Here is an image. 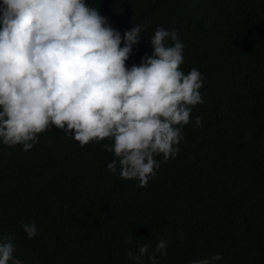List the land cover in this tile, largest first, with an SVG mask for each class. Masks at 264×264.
I'll list each match as a JSON object with an SVG mask.
<instances>
[{"label":"trees","instance_id":"obj_1","mask_svg":"<svg viewBox=\"0 0 264 264\" xmlns=\"http://www.w3.org/2000/svg\"><path fill=\"white\" fill-rule=\"evenodd\" d=\"M85 2L122 37L141 27L128 67L151 55L157 26L175 30L181 70L201 72L205 103L147 187L108 170V139L81 147L53 126L27 152L0 142V242L22 264H137L127 254L145 243L151 264L160 241L159 264L217 254L216 264H264V0ZM21 221L38 234L29 239Z\"/></svg>","mask_w":264,"mask_h":264},{"label":"clouds","instance_id":"obj_2","mask_svg":"<svg viewBox=\"0 0 264 264\" xmlns=\"http://www.w3.org/2000/svg\"><path fill=\"white\" fill-rule=\"evenodd\" d=\"M141 31L137 25L122 37L85 0H2L0 142L27 152L53 126L81 147L108 139L113 143L105 151L115 157L108 170L147 187L161 163L176 158L192 110L205 99L201 72L181 70L184 45L175 30L157 26L151 55L126 66ZM202 119L196 117L197 128ZM21 227L29 239L38 234L34 222L21 221ZM149 247L128 258L144 264ZM166 249L158 242L151 264H159L157 253ZM15 251L11 242H0V264H22ZM222 259L217 254L190 264Z\"/></svg>","mask_w":264,"mask_h":264}]
</instances>
